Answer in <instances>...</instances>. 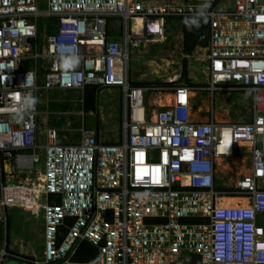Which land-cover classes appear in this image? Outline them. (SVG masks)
Instances as JSON below:
<instances>
[{
  "label": "built area",
  "instance_id": "1",
  "mask_svg": "<svg viewBox=\"0 0 264 264\" xmlns=\"http://www.w3.org/2000/svg\"><path fill=\"white\" fill-rule=\"evenodd\" d=\"M173 2L0 0V162L30 170L37 150L44 163L42 260L3 248L0 264H264V0H221L203 10ZM182 15L208 19L205 83L133 85L132 20L142 21L140 39L160 41L165 22ZM113 17L124 21L120 42L108 34ZM40 28L48 30L42 48ZM91 85L120 88L121 140L102 142L82 125L77 142L49 128L39 145L41 92ZM163 91L165 103L153 100ZM205 92L249 95L251 118L222 121L213 109L193 119L191 103ZM241 143L249 146L248 173L218 188L217 167ZM23 187L1 184L0 222ZM223 198L240 201L224 206ZM79 241L96 247L95 260L73 259Z\"/></svg>",
  "mask_w": 264,
  "mask_h": 264
},
{
  "label": "rangeland",
  "instance_id": "2",
  "mask_svg": "<svg viewBox=\"0 0 264 264\" xmlns=\"http://www.w3.org/2000/svg\"><path fill=\"white\" fill-rule=\"evenodd\" d=\"M173 5L192 7L195 10L206 9L211 0H174ZM183 4V5H182ZM120 22L119 28H114V24L108 22V34L111 37L124 36V21L118 18ZM137 22L132 24V38L138 43L135 47L130 48L129 61V78L133 82L147 83H169V84H194L201 85L205 83V61L204 50L201 46H196L191 53H186L182 45V26L178 17H172L165 22L164 36L157 42H146L142 38V22L138 18ZM133 19V20H134ZM132 20V21H133ZM116 27V26H115ZM48 30L40 28L37 35V42L40 48L44 45L45 36ZM144 41V42H143ZM142 42V43H140ZM47 66V62L43 63ZM174 86V85H173ZM172 87V86H162ZM89 93V101H94L95 95L99 100V106L104 112L106 125L112 128V138L119 137L117 126L119 115V106L121 100V92L118 87L103 88L101 92L95 91L94 87H87ZM96 93H95V92ZM167 91V90H166ZM95 93V94H94ZM43 94V95H42ZM164 91L160 97L164 98ZM81 93L78 91L53 93L41 92L38 96V116H37V133L38 144L45 143V131L50 126L60 128V134L64 135L67 141L74 142L77 140L79 127L80 99ZM53 100V101H52ZM52 101V102H50ZM72 108H75L74 110ZM215 110V115L218 120L230 121L233 123H244L251 118L250 98L249 95L243 93H223L215 92L213 97L208 93L198 95L191 103V117L195 120L203 117L201 120H206L212 110ZM73 110L68 117L59 115L54 112ZM54 111V112H52ZM49 112V113H47ZM65 117V118H64ZM68 118V119H66ZM90 118H87L89 121ZM249 146L237 147L234 151V156L239 159V163L233 161L230 167H227V162L220 163L217 167L216 186L221 189L233 188L241 176L248 173L251 165ZM39 154V151H35ZM4 164L7 165V170L4 169ZM44 163L41 159L34 162L30 170L18 171L13 167L12 161L0 162V186L2 183L24 186L16 189L18 198L15 203L7 210L9 219V237L10 240L29 242V245L23 248L20 244L13 246L16 250L36 249L41 246L43 241L42 219L40 217V209L35 211H27L24 209H34L39 206V203H44L43 199L37 201L42 191L43 185ZM2 193L0 189V199ZM224 200L237 205L240 201L238 198H223ZM221 201V200H220ZM12 203V202H11ZM22 208V209H21ZM258 219L264 224V206H258ZM7 220L0 223V250L5 248L7 241ZM9 250V249H7ZM41 251L39 256H41Z\"/></svg>",
  "mask_w": 264,
  "mask_h": 264
},
{
  "label": "crops",
  "instance_id": "3",
  "mask_svg": "<svg viewBox=\"0 0 264 264\" xmlns=\"http://www.w3.org/2000/svg\"><path fill=\"white\" fill-rule=\"evenodd\" d=\"M118 20L119 19L117 17H113V18H110L109 19V21H111L114 24V28L115 29L116 28H119V30H120V22ZM135 22H137V19H134L133 20V23H135ZM109 37H110V40H112V41L120 42V37H116V36L115 37L109 36ZM87 87H94L96 89L95 91L98 90L97 92H101V90L103 88H108V89L110 88V87H98V86H92L91 85V86H86L83 90H66V91H60V92L78 91V92L81 93V96H80L81 97V99H80V103H81L80 104V108H81V110H80L79 113H77L79 115V127H78V130H79V128L82 125H84V126H86L88 128L95 129L96 132H97V135H98V139L100 141H102V142L115 143V142L120 141L121 138H122L121 122H122V115H123V95H122L121 90H120V92H121V100H120V103L118 104L119 109H120V111H119L120 114L119 115H121V116H120V118L118 116V122H117L118 130L120 132H119V137L116 138V139H113L112 138V133H111L112 132L111 131L112 128L108 127V125H106V123H105V121H106L105 115L106 114L104 112H102V109L99 106V104H100L99 103V100H97L96 95H95L94 101L92 103H90L89 98H88L89 97V95H88L89 92L86 90ZM55 91H59V90H51V91L46 92V94L47 93L48 94L49 93H53ZM164 98H161L160 96L155 95L153 97V100L160 101V99H161L160 102L161 103H165L166 102V99L168 98V96L165 95ZM52 101H50V102H52ZM72 109L74 110L75 108H72ZM73 110H71V112H73ZM52 112H54V111H52ZM71 112L69 110L68 113H64L63 111L59 110V111L54 112V113L59 114V115H65L66 117H68ZM47 113H49V112H47ZM214 113H215V110H214ZM87 118H90L89 121H87ZM66 119H68V118H66ZM201 119H203V117L198 118L199 121H204L205 120V119L204 120H201ZM49 128H54V129L57 130V132H58V138L62 142L74 143V142H77L78 139H79V136H78V133H77V136L78 137H77V140L76 141H74V142L67 141L65 139L66 137L64 135H61L60 134V131H61L60 128L52 127V126H50ZM49 128H47V129H49ZM39 152H40V155H39L40 156V159L43 161L42 151H39ZM231 158L232 159H229L228 158L227 167H230V165L232 164L233 161H235V162H238L239 161V159L236 158L234 155ZM4 169H5V171L7 170V165L6 164H4ZM43 202H44V200H43ZM220 202L224 206H226L227 204H231L233 207H237V205H234L233 203H230V202H228V201H226L224 199H221ZM42 204L43 203H39V206L36 207V208H34V209H31V210L30 209H24V210H27V211H35L36 209H38V210L40 209V211H39L40 214L39 215H40V217L42 219V233H43V223H44V220H43V210H42V207H41ZM8 222H9V219H8V216H7V225H6V229H7V233H6V235H7V241H6V244H5L6 249H9L10 251H12L14 253H20V254H24V255H27V256H35L37 260L41 261L42 260V255L39 256V253H40V251L42 253V248H43V243H44V236H43V241H42L41 246H38L37 245V247H35L36 249H30L29 251H26V250H21V251L16 250L13 247L16 244V242H17V244H20L23 248H25L27 246H32V245H29L30 243L27 242V241H25V240H22V241L13 240V242H12L10 240V237H9V231H8V229H9V226L8 225H9V223ZM0 223H3V222H0Z\"/></svg>",
  "mask_w": 264,
  "mask_h": 264
},
{
  "label": "trees",
  "instance_id": "4",
  "mask_svg": "<svg viewBox=\"0 0 264 264\" xmlns=\"http://www.w3.org/2000/svg\"><path fill=\"white\" fill-rule=\"evenodd\" d=\"M221 0H211L209 8L215 6ZM182 26V45L186 53H191L196 46H204L206 44L205 36L208 30V19L205 16L199 15H182L178 16ZM170 19V18H169ZM133 85L138 86H173L175 84L169 83H147V82H132ZM194 85V84H189ZM54 200L52 196L49 198ZM193 218L190 221H196ZM70 218L67 219V223H71ZM97 257V249L91 243L87 241H79L77 244L76 252L73 256L77 261H92ZM194 262H197V258H194Z\"/></svg>",
  "mask_w": 264,
  "mask_h": 264
},
{
  "label": "bare ground",
  "instance_id": "5",
  "mask_svg": "<svg viewBox=\"0 0 264 264\" xmlns=\"http://www.w3.org/2000/svg\"><path fill=\"white\" fill-rule=\"evenodd\" d=\"M136 18H138V17H136ZM138 19H140V18H138ZM141 20V19H140ZM142 22V21H141ZM158 40H149V41H147L146 40V42H157ZM144 42V41H143ZM140 43H142V42H140ZM138 43H136V45H137ZM167 96V95H166ZM165 99V98H164ZM168 99V98H167ZM224 139H225V141H226V143H230V139H229V137H228V135L227 134H225V136H224ZM240 146L239 147H246L247 146V144H243V143H241V144H239ZM249 149V148H248ZM229 159H232L231 157H229ZM32 161L34 162L35 161V159H33L32 158ZM238 163H239V161H238Z\"/></svg>",
  "mask_w": 264,
  "mask_h": 264
},
{
  "label": "clouds",
  "instance_id": "6",
  "mask_svg": "<svg viewBox=\"0 0 264 264\" xmlns=\"http://www.w3.org/2000/svg\"><path fill=\"white\" fill-rule=\"evenodd\" d=\"M206 7H207V5H206Z\"/></svg>",
  "mask_w": 264,
  "mask_h": 264
}]
</instances>
